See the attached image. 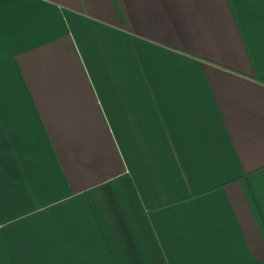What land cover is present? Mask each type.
<instances>
[{"label":"crops","instance_id":"0c3cea01","mask_svg":"<svg viewBox=\"0 0 264 264\" xmlns=\"http://www.w3.org/2000/svg\"><path fill=\"white\" fill-rule=\"evenodd\" d=\"M0 264H264V0H0Z\"/></svg>","mask_w":264,"mask_h":264}]
</instances>
